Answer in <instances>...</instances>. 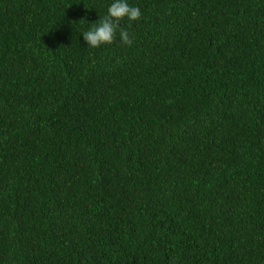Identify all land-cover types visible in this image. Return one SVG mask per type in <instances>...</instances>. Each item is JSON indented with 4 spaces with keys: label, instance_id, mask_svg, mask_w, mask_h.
Instances as JSON below:
<instances>
[{
    "label": "trees",
    "instance_id": "1",
    "mask_svg": "<svg viewBox=\"0 0 264 264\" xmlns=\"http://www.w3.org/2000/svg\"><path fill=\"white\" fill-rule=\"evenodd\" d=\"M113 2L0 0V264H264V0Z\"/></svg>",
    "mask_w": 264,
    "mask_h": 264
},
{
    "label": "clouds",
    "instance_id": "2",
    "mask_svg": "<svg viewBox=\"0 0 264 264\" xmlns=\"http://www.w3.org/2000/svg\"><path fill=\"white\" fill-rule=\"evenodd\" d=\"M108 14L100 18L96 23L91 24V28L84 31V41L91 48H100L102 45L113 44L119 30V38L125 45L133 44V37L130 33L120 28V21L127 18L129 21L141 19L142 12L139 7L131 6L127 0H114L107 10ZM85 19L80 22L83 23Z\"/></svg>",
    "mask_w": 264,
    "mask_h": 264
}]
</instances>
